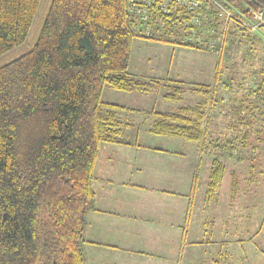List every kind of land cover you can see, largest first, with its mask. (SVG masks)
<instances>
[{"label":"trees","instance_id":"obj_1","mask_svg":"<svg viewBox=\"0 0 264 264\" xmlns=\"http://www.w3.org/2000/svg\"><path fill=\"white\" fill-rule=\"evenodd\" d=\"M129 1L52 0L33 48L0 67V264L84 263L82 235L86 214L94 206L92 180L99 146L122 142L123 124L117 116L121 106L102 100L104 86L126 92L157 91L168 101L182 98L185 82L181 80L129 73L134 39L162 42L164 36L156 32L142 37ZM222 1L236 12L244 10L245 2L263 10L264 19V0ZM39 3L0 0V55L24 42ZM161 17L169 35L183 28L179 17ZM236 26L228 27L220 55L228 56L230 45H239L229 36L232 30H242ZM192 28L202 34L193 23ZM246 35L242 30L241 38ZM209 36L204 34L203 43L163 42L206 49ZM217 81L216 76L213 85L190 84L202 96L194 106L151 111L150 133L179 136L205 147L206 108L213 102ZM241 105L232 106L236 122L230 128L240 130L239 124H245L243 131H248ZM248 105L253 116L254 106ZM247 135L213 140L208 198L217 193L225 171L221 154H231Z\"/></svg>","mask_w":264,"mask_h":264},{"label":"crops","instance_id":"obj_2","mask_svg":"<svg viewBox=\"0 0 264 264\" xmlns=\"http://www.w3.org/2000/svg\"><path fill=\"white\" fill-rule=\"evenodd\" d=\"M240 34L232 30L229 36ZM129 73L165 78L169 71L159 77ZM113 91L104 100L102 90L101 97L121 106L122 142L99 146L94 206L82 235L83 264H264L261 225L230 226L222 206L206 196L212 160L203 161L207 148L150 133L151 111H168L158 104L168 101L162 93Z\"/></svg>","mask_w":264,"mask_h":264},{"label":"rangeland","instance_id":"obj_3","mask_svg":"<svg viewBox=\"0 0 264 264\" xmlns=\"http://www.w3.org/2000/svg\"><path fill=\"white\" fill-rule=\"evenodd\" d=\"M51 1L40 0L26 39L21 45L0 55V67L33 48ZM217 22L210 36L216 33L217 37V32L221 29L220 20L217 19ZM234 25L236 26L232 24ZM243 32L247 34L246 37L230 36L234 42L239 41V45H230L228 56L209 52L205 48L195 49L179 43L163 42L168 39L182 42L179 31L163 36L160 39L162 42L152 41L157 43H151L145 38H135L128 71L138 73L139 76L159 77L165 75L164 71L168 69L167 77L186 81L181 100L158 102L166 106L164 109L168 111H175L182 106H194L202 100V96L191 87L189 81L213 85L217 76L213 102L206 108L208 129L203 148L207 149L202 153L203 161L211 159L215 153L213 140L225 141L226 138H234L239 133L248 135L243 146L235 144L231 154H221L220 159L225 164V171L211 202H218L222 206L221 212L223 217H227L230 226L243 225L252 230L253 227L261 225V236L264 237V28L251 33L244 30ZM226 35L227 31L225 38ZM256 37L259 40L256 41ZM210 38L215 39L212 36ZM191 49L192 53L189 51ZM257 85L259 90H256ZM113 92L109 86H104L103 99H109ZM238 102L244 107L242 120L250 124L248 131H243L245 124H239L240 130L230 128L233 122H236L231 116L232 106ZM249 103L254 106L251 107L253 116L247 111V108L250 110ZM127 138L132 139L131 136Z\"/></svg>","mask_w":264,"mask_h":264},{"label":"built area","instance_id":"obj_4","mask_svg":"<svg viewBox=\"0 0 264 264\" xmlns=\"http://www.w3.org/2000/svg\"><path fill=\"white\" fill-rule=\"evenodd\" d=\"M203 1L204 3L201 0H130L129 9L132 16H135L134 26L142 37H150L156 32H160L164 36L169 35L168 32L164 31V18L162 19L161 15L169 20L173 17H179L183 21V28L179 34H181L184 42L191 44L192 42L203 43L204 34L212 33L216 23H218L217 19H219L221 29L218 30L217 37L213 39L209 36L205 39L206 49L217 54H221L225 42V33L232 24H236L248 33L257 31L264 25L263 10L253 9L245 2L241 4L244 10L236 12L222 0ZM155 2L156 5L153 6ZM211 7H213L214 12L209 13ZM199 8L203 11L199 12ZM192 10H194L193 16ZM192 23L199 27V32L202 34H198L197 30L192 28Z\"/></svg>","mask_w":264,"mask_h":264}]
</instances>
